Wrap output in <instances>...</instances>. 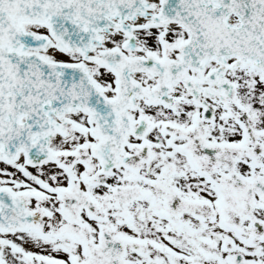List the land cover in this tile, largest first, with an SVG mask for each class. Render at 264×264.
<instances>
[{
  "label": "snow or ice",
  "instance_id": "6c2138e0",
  "mask_svg": "<svg viewBox=\"0 0 264 264\" xmlns=\"http://www.w3.org/2000/svg\"><path fill=\"white\" fill-rule=\"evenodd\" d=\"M0 264H264V0H0Z\"/></svg>",
  "mask_w": 264,
  "mask_h": 264
}]
</instances>
